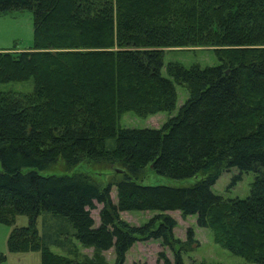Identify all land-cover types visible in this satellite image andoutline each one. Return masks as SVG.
Here are the masks:
<instances>
[{
	"label": "trees",
	"instance_id": "1",
	"mask_svg": "<svg viewBox=\"0 0 264 264\" xmlns=\"http://www.w3.org/2000/svg\"><path fill=\"white\" fill-rule=\"evenodd\" d=\"M26 9L32 48L0 51V83L34 81L30 94L0 92V224L29 219L12 229L10 253H39L41 264H109L112 251L114 264H125L137 242L159 241L175 254L160 253L162 264H185L197 241L193 229L185 242L175 237L167 213L180 212L231 254L264 264V0H0V16ZM194 47H215L220 64L165 66L166 49ZM176 85L189 97L162 128L118 126L130 112L172 113ZM85 161L123 172L106 186L86 173L41 174ZM149 166L174 180L203 178L143 186ZM232 169L236 180L255 176L246 199L212 190ZM148 211L159 214L142 226L121 218ZM43 213L64 223L46 221L41 235ZM74 240L93 255H81Z\"/></svg>",
	"mask_w": 264,
	"mask_h": 264
},
{
	"label": "rangeland",
	"instance_id": "2",
	"mask_svg": "<svg viewBox=\"0 0 264 264\" xmlns=\"http://www.w3.org/2000/svg\"><path fill=\"white\" fill-rule=\"evenodd\" d=\"M34 44V15L31 10L13 11L0 16V51H24L32 48ZM215 47H194V48H171L165 50L164 63H177L186 68L198 66L201 69L206 67H215L220 61L215 52ZM163 75L168 77L166 67L163 69ZM177 105L172 113L162 112L153 116L141 118L135 113L124 114L118 126L128 129H160L169 119L178 115L180 108L189 97L188 91L184 86L176 85ZM34 91V81L0 83V92L15 94H30ZM107 147H115V140H108ZM118 166H109L107 164H97L92 161H85L75 168L68 169L64 162H59L51 170L41 172L43 175H64L74 173H86L94 177L98 182L106 186L113 177L120 178L116 173ZM239 175L237 169L226 171L219 178L212 190L215 194L225 199H246L250 195L252 183L255 176L252 173H245L240 179H235ZM203 177L198 175L184 180H174L171 178L157 175L151 166L147 167L143 179L139 182L143 186H168V187H190L196 184ZM112 200L118 202L117 190H112ZM102 206L97 204V209L92 211V216L99 225V213ZM158 212H124L121 218L133 226H142L156 217ZM177 221V227L174 235L182 242L187 240L189 229H193L194 239L197 243L189 252L183 253L185 264H257L247 261L242 257L231 254L221 245L217 244L214 234L210 229H202L197 225V217H183L180 212L167 213ZM54 219L49 214L43 213L38 219V227L41 235L46 230L45 222ZM57 223H64L61 220L54 219ZM29 224L27 216H19L14 226L0 224V264H41L39 253H10L7 242L14 227H25ZM78 245L81 255L91 257L93 250L84 248L74 240ZM51 249L55 254H64L63 249L52 244ZM164 252L170 260H174L175 254L168 247H163L159 241H139L127 254L125 264H162L159 260L160 253ZM109 264H114L112 251L106 253Z\"/></svg>",
	"mask_w": 264,
	"mask_h": 264
},
{
	"label": "water",
	"instance_id": "3",
	"mask_svg": "<svg viewBox=\"0 0 264 264\" xmlns=\"http://www.w3.org/2000/svg\"><path fill=\"white\" fill-rule=\"evenodd\" d=\"M116 171H117L118 173H122V172H123V171H121V170H119V169H117Z\"/></svg>",
	"mask_w": 264,
	"mask_h": 264
}]
</instances>
